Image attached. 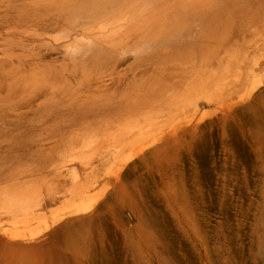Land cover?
<instances>
[{
	"label": "bare ground",
	"instance_id": "1",
	"mask_svg": "<svg viewBox=\"0 0 264 264\" xmlns=\"http://www.w3.org/2000/svg\"><path fill=\"white\" fill-rule=\"evenodd\" d=\"M263 67L264 0H0L2 207L30 215L58 198L34 182L70 178L91 181L73 212L94 208L164 121Z\"/></svg>",
	"mask_w": 264,
	"mask_h": 264
},
{
	"label": "rangeland",
	"instance_id": "2",
	"mask_svg": "<svg viewBox=\"0 0 264 264\" xmlns=\"http://www.w3.org/2000/svg\"><path fill=\"white\" fill-rule=\"evenodd\" d=\"M258 72L254 85L233 91L226 80L195 114L164 121L161 150L97 183L86 200L99 194L94 208L73 212L91 181L70 178L34 182L58 198L30 215L11 216L0 202V264H264Z\"/></svg>",
	"mask_w": 264,
	"mask_h": 264
}]
</instances>
